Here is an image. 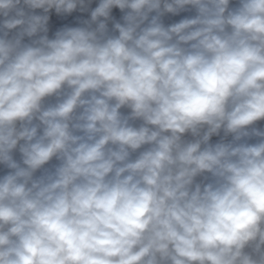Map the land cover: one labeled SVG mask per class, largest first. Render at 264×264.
Listing matches in <instances>:
<instances>
[{
    "label": "clouds",
    "instance_id": "clouds-1",
    "mask_svg": "<svg viewBox=\"0 0 264 264\" xmlns=\"http://www.w3.org/2000/svg\"><path fill=\"white\" fill-rule=\"evenodd\" d=\"M0 264H264V0H0Z\"/></svg>",
    "mask_w": 264,
    "mask_h": 264
}]
</instances>
